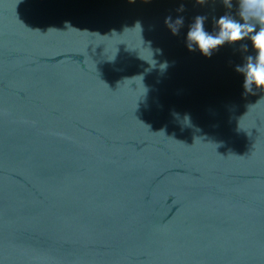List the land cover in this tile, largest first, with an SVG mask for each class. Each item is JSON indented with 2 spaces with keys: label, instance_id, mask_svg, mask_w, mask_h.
I'll return each mask as SVG.
<instances>
[{
  "label": "water",
  "instance_id": "water-1",
  "mask_svg": "<svg viewBox=\"0 0 264 264\" xmlns=\"http://www.w3.org/2000/svg\"><path fill=\"white\" fill-rule=\"evenodd\" d=\"M232 4L0 0V264H264L255 51L187 46Z\"/></svg>",
  "mask_w": 264,
  "mask_h": 264
},
{
  "label": "clouds",
  "instance_id": "clouds-1",
  "mask_svg": "<svg viewBox=\"0 0 264 264\" xmlns=\"http://www.w3.org/2000/svg\"><path fill=\"white\" fill-rule=\"evenodd\" d=\"M198 2L204 3V0H198ZM223 3L229 9L233 7L232 0H223ZM236 16L225 14L219 17L215 21L218 31L214 33L205 30L207 18L197 16L187 33V46L190 51L198 48L202 54L210 57L214 50H218L226 43L232 45L239 43L240 48L247 50V43L240 42L250 40L255 55H248L245 62L237 65L235 70L244 76L243 86L246 92H250L253 86L264 90V0H238ZM175 24L182 26L183 18L177 19L175 23H172L169 18V25Z\"/></svg>",
  "mask_w": 264,
  "mask_h": 264
}]
</instances>
